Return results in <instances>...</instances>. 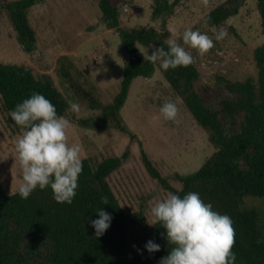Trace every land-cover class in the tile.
I'll use <instances>...</instances> for the list:
<instances>
[{"label":"trees","instance_id":"16d2710c","mask_svg":"<svg viewBox=\"0 0 264 264\" xmlns=\"http://www.w3.org/2000/svg\"><path fill=\"white\" fill-rule=\"evenodd\" d=\"M37 1L5 3L16 39L27 53L36 46L27 12ZM179 1L152 0L151 20L172 12ZM244 2L221 1L205 13V24L213 29L224 27ZM256 3L264 32V0H256ZM99 7L105 25L117 29L125 49L132 55L124 65L120 91L112 102L103 105L82 85L71 82V86L92 109L101 108L121 131L137 139L135 133L121 123L117 113L126 99L131 80L137 76L148 77L156 65L159 66L158 62L137 56V46H144L149 55L161 46L167 49L168 43L163 32L153 25L120 27L117 1L99 0ZM229 31L237 34L232 26ZM221 43L223 40L214 42L213 49L221 48ZM253 59L257 78L226 79L224 87L229 94L218 100V107L202 101L196 89L200 72L195 62L167 71L159 67L215 149L195 172L176 174L180 188L171 185L141 149L145 168L164 189L181 196L190 191L198 192L214 210L230 215L235 229L232 248L236 253L235 264H264L261 216L241 206L244 196L264 198V42L254 48ZM33 92L48 98L58 115L65 114L69 107L50 75H36L32 67L23 63L0 61V97L5 111L10 112ZM82 163L76 196L71 204L57 203L50 188H37L27 199H22L18 191L8 194L0 182V264H158L160 258L168 254L171 245L161 235L164 229L149 225L141 211L126 213L108 181L110 174L120 166L121 157L106 156L100 161L84 157ZM101 196L108 197V204L102 203ZM100 207L111 214L112 220L105 233L96 237L90 221L98 218L95 210ZM149 239L161 245L159 251L149 253L144 248Z\"/></svg>","mask_w":264,"mask_h":264},{"label":"rangeland","instance_id":"374dc122","mask_svg":"<svg viewBox=\"0 0 264 264\" xmlns=\"http://www.w3.org/2000/svg\"><path fill=\"white\" fill-rule=\"evenodd\" d=\"M0 0V61L23 63L36 75L48 74L69 103L65 116L71 123L67 130L69 143L81 145V158L100 161L106 156H120L121 164L108 181L126 213L141 211L150 219L151 202L167 192L144 166L141 149L149 155L160 173L171 185L181 187L176 174H191L214 152L207 133L197 124L164 78L158 64L148 77H134L126 99L117 115L121 123L135 133L132 139L115 121L100 109H92L81 98L71 82L91 91L103 105L112 102L120 91L124 65L132 56L124 47L116 28H108L102 19L99 0H39L27 12L36 36L35 49L27 53L17 41L7 17L5 3ZM120 27L153 25L163 32L164 39L182 43L185 28L199 29L213 35L214 29L204 22L205 13L223 0H180L172 12L151 20L152 0H115ZM172 1V0H170ZM127 6L124 11L123 7ZM232 26L236 33H231ZM228 35L221 48H211L204 55L185 45L195 58L200 72L196 89L202 101L218 107V100L229 93L226 79L257 78L253 50L264 42L256 0H245L238 13L224 25ZM137 56L146 60V48L137 46ZM69 74H65V72ZM212 81V84L206 83ZM178 107V123L165 120L159 112L165 101ZM80 106L70 109V102ZM22 128L14 123L10 112L2 108L0 97V182L8 194L17 191L22 171L16 158L15 141ZM138 139L141 143H139ZM241 206L257 211L264 224V198L244 196Z\"/></svg>","mask_w":264,"mask_h":264},{"label":"clouds","instance_id":"9594fccd","mask_svg":"<svg viewBox=\"0 0 264 264\" xmlns=\"http://www.w3.org/2000/svg\"><path fill=\"white\" fill-rule=\"evenodd\" d=\"M206 3L207 0H204ZM228 35L225 27H214L213 35L191 27L182 33V43L176 39L167 41L168 47L156 48L147 56L165 71L178 66L186 67L195 58L185 47L204 55L214 47V42ZM212 84V81H206ZM70 109L79 112L80 106L70 102ZM165 120L178 123V107L174 101H165L159 109ZM14 123L22 128V134L15 141L16 158L22 171L18 194L27 199L37 188H50L57 203L71 204L76 196L78 178L83 169L81 145L69 143L67 130L70 121L58 115L55 105L42 93L33 92L10 110ZM103 204L108 197L101 196ZM98 218L90 221L96 237L102 236L110 227L112 216L103 207L95 210ZM149 225H159L167 240L168 254L158 264H235L236 253L233 220L227 213L213 209L211 203L202 200L200 194L190 191L183 196L167 192L163 198L151 202ZM144 248L149 253L159 251L161 245L149 239Z\"/></svg>","mask_w":264,"mask_h":264},{"label":"built area","instance_id":"2783aa9c","mask_svg":"<svg viewBox=\"0 0 264 264\" xmlns=\"http://www.w3.org/2000/svg\"><path fill=\"white\" fill-rule=\"evenodd\" d=\"M123 10L126 11V10H127V6H124V7H123Z\"/></svg>","mask_w":264,"mask_h":264}]
</instances>
